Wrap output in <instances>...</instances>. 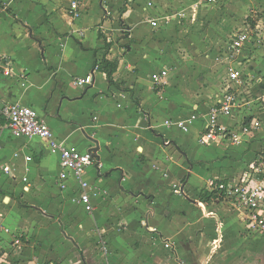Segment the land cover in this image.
I'll return each mask as SVG.
<instances>
[{
    "label": "crops",
    "instance_id": "crops-1",
    "mask_svg": "<svg viewBox=\"0 0 264 264\" xmlns=\"http://www.w3.org/2000/svg\"><path fill=\"white\" fill-rule=\"evenodd\" d=\"M71 1L0 0V56L5 61L0 70V108L11 102L31 107L57 142L84 153L97 149L98 159L83 176L93 211L88 213L80 202L83 192L75 179L62 186L59 155L37 139H14L0 125V245L7 249L12 236L22 243L16 249L12 241V252L0 264L6 259L14 264H264V234L248 230L245 214L224 199L208 205L199 198L203 189L212 191L216 178L238 181L254 166L253 159L246 160L247 166L238 162L244 153L233 158L235 146L201 140L210 109L226 91L229 63L216 59L220 49L209 52L206 58L221 67L216 72L220 84L211 78V67L196 65L204 79L190 90L179 81L178 93L169 102L172 70L151 47L163 48L151 41L152 36L176 38L189 25L213 26L215 18L179 17L185 21L182 26L178 17H162L169 8L176 11L177 0H117L113 9L112 0H83L80 15L74 17ZM93 6L97 17H87ZM229 19L218 26L224 27L221 35L226 38L245 27L248 17ZM121 32L124 40L118 45ZM106 43H112L107 53ZM226 45L219 41L216 48ZM105 56L119 62L115 82L120 90L110 87L106 75L94 67ZM253 64L264 74L263 51ZM143 67L147 74H141ZM164 70L168 71L164 83L156 84L153 76ZM184 70L177 69L173 76ZM89 76L91 85H75ZM97 77L102 87L97 86ZM257 114L260 128L241 145L251 149L259 143L260 152L264 136L258 138L255 132L262 127L264 112ZM192 115L198 119L187 132L165 124ZM239 117L236 112L232 119L221 118V123L238 130ZM172 129L185 137L166 131ZM250 140L255 141L252 146ZM212 145L224 149L213 158L200 156ZM177 151L187 166L182 168L175 160V155L180 157ZM27 156L32 161L27 162ZM226 159L237 162L226 165ZM200 166L213 172L194 190L189 186ZM100 239L107 254L99 248ZM170 243L173 247L167 248Z\"/></svg>",
    "mask_w": 264,
    "mask_h": 264
},
{
    "label": "built area",
    "instance_id": "built-area-1",
    "mask_svg": "<svg viewBox=\"0 0 264 264\" xmlns=\"http://www.w3.org/2000/svg\"><path fill=\"white\" fill-rule=\"evenodd\" d=\"M82 1H71L70 10L74 17L80 15ZM224 1L194 0L196 5L206 7ZM260 22L247 21L245 27L234 32L226 47H221L216 54L218 61L229 63L227 67L228 82L221 100L209 111L201 135V140L205 144L239 146L246 141L248 135L261 126L257 113L264 112V74L257 70L253 64L255 56L261 51L264 52V24L261 25ZM153 25L155 26L156 23ZM244 54L245 56H243ZM4 67V58L0 56V70ZM167 75L168 71L166 70L154 75V82L163 84V78ZM92 82L93 78L89 76L77 79L75 85L84 88L91 85ZM236 112L241 119L238 130L221 123V118L232 119ZM0 114L6 121L5 127L14 139H37L46 143L52 154L59 155V180L62 186H65L64 184L69 178L75 179L83 192L80 202L88 213H92L91 190L83 181L88 167L94 163L92 152L84 153L57 142L47 122L40 118L37 111L31 107L20 103H6L0 108ZM197 119V115H192L188 120L177 122L168 120L165 124L169 127L175 125L180 130L187 132ZM25 160L30 162L32 158L27 156ZM257 172L259 169L255 171V173ZM210 188L212 191H221L224 200L245 214L244 221L249 231L264 234V184L257 182L253 174H246L238 181L216 178ZM13 244L16 249H20L22 243L19 237L13 238ZM171 247H173L171 243L167 245V248ZM99 248L107 254L108 249L103 239L99 241Z\"/></svg>",
    "mask_w": 264,
    "mask_h": 264
},
{
    "label": "rangeland",
    "instance_id": "rangeland-1",
    "mask_svg": "<svg viewBox=\"0 0 264 264\" xmlns=\"http://www.w3.org/2000/svg\"><path fill=\"white\" fill-rule=\"evenodd\" d=\"M257 1L258 0H231V1L227 2V0H225L224 2L218 3L217 5H214L211 7H206V6L201 7L200 5L196 7L194 4V1H192V0H177V2H178L177 6L178 7H177L176 11L169 8V11L166 14H163L162 17H178V19L180 20L178 24L182 25V26L185 25V21L181 22V20H183V18H179V17H214L215 18L213 26H211L210 22L208 25H206L204 23L203 29H201L200 26H195V24L191 25V26L189 25V26H186L185 30L183 31V34L177 35L176 38H174V37L173 38H166L165 37L162 39V38H155L154 36H152V38H151L152 42H156V43L159 42L161 45H163V48H156V46L154 44H152V46H151L152 49L155 50L156 53H160V55L163 56L162 58H158V59H160L161 61L165 60V62H164L165 65H167V67L169 66V69L172 70L171 71L172 73H170L168 84H171V89L173 91H172V94L169 93V96L167 95L166 101L169 100V102H173V100H174L173 99L174 98L173 93L174 94L178 93L177 90L180 88L179 81H182V83L186 86V88L188 90L191 89V85L200 84V82L204 79V76H203V74L196 72L197 71L196 65H200L201 67L205 66V68L207 66L211 67L212 69L209 68V69H211V71L213 73V74H211V78L213 80L217 79V82H219V84H220L221 78L219 79L218 75L216 76V72H219V69H221V67H219L217 65V62H213L212 60L209 61L206 58V55H208L209 52L211 55L212 54L211 51L216 52L220 49V48H216L217 44H219V41H224V45H226L227 41H229V39H230V38H228V36L226 38V37H224L225 35H221V32H223L224 27H223V29L219 30L218 26H221L222 23L227 22L226 19H229L230 17H248L247 21H249V22L261 21L262 23H264V4L262 2L258 3ZM116 2H117V0H112L111 3L109 4V7H111L113 9ZM93 4H96L95 1ZM92 8L93 9L90 12L89 11L87 12V13H89V14H87V17H97L94 6ZM35 11L36 12H34V11L33 12L38 17L39 12H38V10H35ZM208 27L211 28V31H214L213 35H211L209 33L211 31H210V29L208 30ZM120 35L121 36L117 39L118 45H119V43H121L124 40L125 34L123 32H121ZM217 39H220V40H218V43H216V45H215L214 41H216ZM128 44L130 45V42ZM141 44H142V42H141ZM206 51H208V52L206 53ZM209 59H211V58L209 57ZM153 65L154 64H152V66H150L151 72H155V69L157 68ZM180 68L185 69L184 73L181 74L180 76H177V75L173 76V73H175V71L177 69H180ZM138 71L139 70H134V73H136ZM148 72L149 71L145 70V68L143 67L141 74L142 73L147 74ZM214 72H215V74H214ZM222 74H224V71L222 72ZM174 81L175 82L178 81V82L175 84ZM151 84H152V82L150 81V85ZM97 86L102 87V80L99 77H97ZM184 89H185V87H184ZM154 91H156V89ZM218 94H219V92L216 91L215 95H218ZM162 120H163V118L161 117L160 120L158 121L159 125L161 124ZM166 131H168L169 133H172V136L183 135V137H185V135H186V134L181 133L175 129L174 130L173 129L172 130H166ZM255 133H256L258 138L264 136V121H263L261 129ZM254 142H252V140L248 141L249 144L251 143V146ZM262 143H263V146H261V150L264 149V141H262ZM245 144H243L241 146H235L234 149H231V151H233V153H234L233 158L238 157V156H240V154L242 155L244 153V155H246L245 158L241 161H238L240 163L244 162L243 166L248 165V163H246L247 159H248V162H249V160L253 159L252 162H254V166H252V168H250V169L248 168V170L246 169L245 171L248 175L253 174V177L255 179H257L259 182L264 184V162L262 161V159L260 157L261 151L256 152V151L260 150V144L258 143L256 146H253L251 149H249L250 147L245 146ZM206 148H209V150L208 151H202L200 153V156L207 157V158H213L215 156V154H217V156H218V153L216 151L219 152L220 150L224 149L223 147L220 148V147H217L215 145H212L211 147H206ZM194 151H195V148H194ZM177 153L180 155V157L175 155L174 156L175 160L181 164L182 168L184 165L187 166V162H186L185 157L181 156V154L178 151H177ZM192 156H193V154H192ZM230 161L237 162V160H234V159L233 160L226 159V165H229ZM213 166L219 167V164L214 163ZM258 169H259V172L254 173ZM196 170H197V174L199 176L196 177L191 182V185L189 186L190 188H194V190H197V188L199 186H201L203 177H205L207 174H211L213 172L212 169H209V168L207 169V168L202 167V166L198 167ZM217 170H219V169H217ZM173 178L177 179V177H175L174 175H173ZM189 195L190 196L193 195V192L191 191V189L189 190ZM59 229L63 233V228L60 227ZM18 234H20V233H18ZM12 241H13V236L10 237V240H7V242L9 243V245H8L9 247H7V249H5L4 247H2V245H0V259L4 260V258H5L4 256L6 254L10 255V252H12V250H13L11 247ZM10 244H11V246H10ZM78 250H79V248H78ZM80 254H81V258H83V253H80ZM2 264H14V263L9 261V259H6L4 261V263H2Z\"/></svg>",
    "mask_w": 264,
    "mask_h": 264
},
{
    "label": "trees",
    "instance_id": "trees-1",
    "mask_svg": "<svg viewBox=\"0 0 264 264\" xmlns=\"http://www.w3.org/2000/svg\"><path fill=\"white\" fill-rule=\"evenodd\" d=\"M126 12L125 6L120 10L121 15ZM8 13L15 17V15L9 10ZM122 27H125L124 23L121 21L120 22ZM100 38H104L103 35L100 33ZM112 46V43H106V53L109 52L110 48ZM119 62L118 60L110 61L107 59L105 56L102 61L96 62L95 63V69L98 72L104 73L106 75L108 84L110 87H116L118 90H120L119 85L116 84L115 82V74L118 70ZM6 121L0 114V125H5ZM156 133L155 131H152ZM163 138V136H161ZM260 157L262 161L264 162V149L260 152ZM200 201L205 204H212L213 202H216L218 200L222 201L223 199V193L217 190L214 191H208L207 189H203L200 192ZM23 207H27L26 205H22Z\"/></svg>",
    "mask_w": 264,
    "mask_h": 264
},
{
    "label": "water",
    "instance_id": "water-1",
    "mask_svg": "<svg viewBox=\"0 0 264 264\" xmlns=\"http://www.w3.org/2000/svg\"><path fill=\"white\" fill-rule=\"evenodd\" d=\"M96 152H97V149H94V150L92 151V155H93V158L98 159V157H97V155H96ZM6 200H8V198H6Z\"/></svg>",
    "mask_w": 264,
    "mask_h": 264
}]
</instances>
